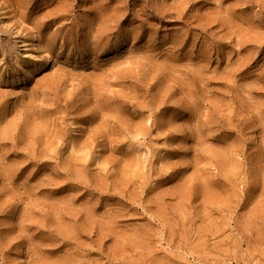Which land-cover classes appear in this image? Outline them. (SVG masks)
Returning <instances> with one entry per match:
<instances>
[{
  "label": "rangeland",
  "instance_id": "374dc122",
  "mask_svg": "<svg viewBox=\"0 0 264 264\" xmlns=\"http://www.w3.org/2000/svg\"><path fill=\"white\" fill-rule=\"evenodd\" d=\"M0 264H264V0H0Z\"/></svg>",
  "mask_w": 264,
  "mask_h": 264
}]
</instances>
